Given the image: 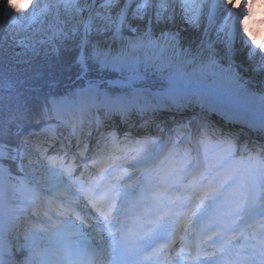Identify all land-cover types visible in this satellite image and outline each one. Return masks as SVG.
Here are the masks:
<instances>
[{"label": "snow or ice", "instance_id": "snow-or-ice-1", "mask_svg": "<svg viewBox=\"0 0 264 264\" xmlns=\"http://www.w3.org/2000/svg\"><path fill=\"white\" fill-rule=\"evenodd\" d=\"M253 2L0 3V61L35 65L23 83L0 78V264H264V227L251 224L264 217V158L236 160L224 130L264 134V45L238 24ZM193 125L203 157L186 149L155 167L173 133ZM45 162L47 192L25 171ZM13 167L25 173L19 184Z\"/></svg>", "mask_w": 264, "mask_h": 264}, {"label": "clouds", "instance_id": "clouds-1", "mask_svg": "<svg viewBox=\"0 0 264 264\" xmlns=\"http://www.w3.org/2000/svg\"><path fill=\"white\" fill-rule=\"evenodd\" d=\"M25 2L26 0H12L13 4L25 3ZM235 3L237 5H240L242 3L246 5L248 3H252V0H235ZM262 7H264V5H262ZM238 11L244 13V16H242L238 21L239 27L241 29L242 37L245 40H248L249 38H251V40H254L255 42L254 46L257 49H259L260 45H264V11H261V9L258 8L257 15L253 16V5L250 15L248 14V9L246 7L238 9ZM252 20H259L260 22L258 24H251L250 22ZM250 27L252 31L249 30ZM244 29H247V32H245ZM249 46H253L251 45V41Z\"/></svg>", "mask_w": 264, "mask_h": 264}, {"label": "trees", "instance_id": "trees-1", "mask_svg": "<svg viewBox=\"0 0 264 264\" xmlns=\"http://www.w3.org/2000/svg\"><path fill=\"white\" fill-rule=\"evenodd\" d=\"M37 29H39L41 27L40 24H37ZM6 26L3 30L6 31L7 30ZM2 33H0L1 35ZM38 38H40V34L38 36ZM46 39V37H44ZM16 59L12 60V63H8L7 60L4 61H0V78H3L5 76H10L12 78H19V80L21 81V83H23V81L25 80L26 77L30 76L35 68V65H28L27 63H23V64H17L15 62ZM22 66V67H20ZM6 95V94H5ZM11 163V162H9Z\"/></svg>", "mask_w": 264, "mask_h": 264}, {"label": "rangeland", "instance_id": "rangeland-1", "mask_svg": "<svg viewBox=\"0 0 264 264\" xmlns=\"http://www.w3.org/2000/svg\"><path fill=\"white\" fill-rule=\"evenodd\" d=\"M2 2H3V0H0V3H2ZM11 2H12V0H11ZM263 2H264V0H263ZM16 5H18L20 7H27L29 5V0H26L25 3H18ZM258 8H260V6H259V0H254V2H253V16H256L257 15V9ZM260 9H261V11L263 10L262 7ZM177 10H179V9H177ZM250 23L251 24H258L259 22L252 20ZM6 26H8L7 23L4 22L2 18H0V29L1 28H5ZM44 26L46 27L47 25L45 24ZM34 27L37 28L36 25ZM249 30L252 31L251 27H250ZM38 36H39V33H37V38H38ZM241 36H242V33H241ZM237 44H239V40H237ZM23 51H24V49H22L18 45L15 46V48L13 49V53H15V52H23ZM21 59H23V57H21ZM15 62L17 64H23V63H20L18 59H16ZM20 67H22V66H20ZM45 169H46V165H45ZM25 171L29 174V176L32 175L31 172L28 171V169H26ZM35 175H37V172L35 173ZM50 178H52V177H50V176L48 177L47 174L43 172L42 175L39 176L37 179L39 180V184H40V181L43 180L44 182L41 181V184H43L44 185L43 187H45L46 184H47L48 179H50ZM37 179H36V181H37ZM35 184H38V181L35 182Z\"/></svg>", "mask_w": 264, "mask_h": 264}, {"label": "bare ground", "instance_id": "bare-ground-1", "mask_svg": "<svg viewBox=\"0 0 264 264\" xmlns=\"http://www.w3.org/2000/svg\"><path fill=\"white\" fill-rule=\"evenodd\" d=\"M256 114H259V112L257 111ZM216 117L219 118V116H216ZM255 141H256V139H254L253 137H249V139L246 140L244 143L254 142L255 144H257Z\"/></svg>", "mask_w": 264, "mask_h": 264}]
</instances>
